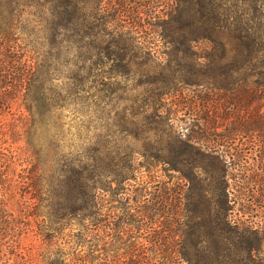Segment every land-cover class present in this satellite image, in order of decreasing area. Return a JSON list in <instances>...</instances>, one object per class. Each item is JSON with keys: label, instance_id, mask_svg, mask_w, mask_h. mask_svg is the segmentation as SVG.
I'll return each mask as SVG.
<instances>
[{"label": "trees", "instance_id": "obj_1", "mask_svg": "<svg viewBox=\"0 0 264 264\" xmlns=\"http://www.w3.org/2000/svg\"><path fill=\"white\" fill-rule=\"evenodd\" d=\"M74 1L0 0V264H29L23 233L38 229L52 246L66 228L67 245L50 247L44 264H264V4L175 0L156 32L169 46L170 73L155 93L182 106L177 118L155 114L173 131L179 123L165 149L149 154L177 173L160 180L102 174L81 159L55 174L34 157L41 144L30 131L23 169V114L14 107L24 104L44 131L57 107L50 69L41 78L23 52V14L58 13L69 29L82 9ZM113 183L126 194L115 208L104 194Z\"/></svg>", "mask_w": 264, "mask_h": 264}, {"label": "rangeland", "instance_id": "obj_2", "mask_svg": "<svg viewBox=\"0 0 264 264\" xmlns=\"http://www.w3.org/2000/svg\"><path fill=\"white\" fill-rule=\"evenodd\" d=\"M117 1L75 0L82 9L76 10L69 29L61 27L58 13L51 16L46 10L42 14L34 7L23 14V52L40 67L41 78L50 69L49 93L57 104L48 131L29 123L24 104L14 107L17 118L23 114V139L16 144L23 149V169L28 166L27 151L32 149L30 131L41 144V150L39 145L32 149L40 152L34 157L53 165L55 174L76 159L97 163L102 174H151L160 180L177 174L149 155L160 151L159 147L165 149L179 124L173 131L166 121L156 122V111L160 108L165 120L182 114L178 112L180 97L155 93L170 73L169 46L156 32L165 30L163 22L176 1L122 0L124 6L119 8ZM204 46L208 43L197 47ZM104 194L113 208L126 197L116 183ZM37 232L23 233L29 264H44L50 247L55 252L67 245V236L59 232L53 234L56 244L52 246Z\"/></svg>", "mask_w": 264, "mask_h": 264}]
</instances>
